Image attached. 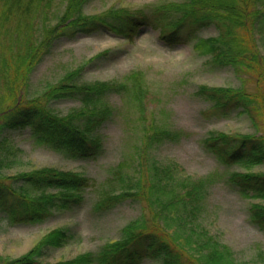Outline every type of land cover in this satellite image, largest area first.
<instances>
[{"label":"rangeland","instance_id":"rangeland-1","mask_svg":"<svg viewBox=\"0 0 264 264\" xmlns=\"http://www.w3.org/2000/svg\"><path fill=\"white\" fill-rule=\"evenodd\" d=\"M186 3L188 0H90L83 8L85 15L104 17L111 11L124 10L133 16L146 17V24L132 38L108 29L64 37L55 41L35 65L23 92L26 99L41 95L77 69H81L77 82H106L118 85L119 91L103 94L96 104L97 108L111 111L108 119L92 130L101 139L103 148L96 159H70L37 145L28 128L6 132L9 143L8 150H2L1 154L0 183L21 172L55 168L82 173L90 179V186L82 193L79 207L58 212L41 224L9 225L0 217V264L23 256L56 228L67 229L69 239L60 248L45 250L40 258L43 263L70 260L127 239L130 233L151 231L187 253L186 245L193 243L189 227L196 228V232L204 228L207 236L226 246L234 264H264V232L250 220L249 212L252 204L264 206V199L242 197L225 181L234 172L264 173V165L225 167L203 147L204 139L213 134H264V115L256 130L244 115L221 116L197 93L201 87L245 88L253 92L256 73L248 71L240 80L230 67L213 65L211 55L195 49L198 39L216 37L218 32L214 27H196L202 12L186 18L183 13ZM64 5L65 0H53L49 7L42 8L45 16L36 14L33 22L37 40L42 38L44 25L53 26L57 22ZM178 17L187 19L185 32L191 31L193 39L170 45L160 38L162 27ZM7 41L12 42L9 35L0 36V45ZM89 108L71 98L51 104V110L61 117L89 113ZM73 122L84 126V120L78 117ZM158 130L179 136L172 141L151 143L146 148V138ZM145 164L152 177L156 173L163 178L161 186L165 189L159 196L165 201L169 190L181 192L185 190L183 184L189 187L205 181L191 225H176L173 215L165 219L157 217L156 196L150 193L143 201L126 198L106 209L99 208L107 195L132 189L142 179ZM165 169L172 172L168 180ZM192 205L193 201L186 209Z\"/></svg>","mask_w":264,"mask_h":264},{"label":"trees","instance_id":"trees-1","mask_svg":"<svg viewBox=\"0 0 264 264\" xmlns=\"http://www.w3.org/2000/svg\"><path fill=\"white\" fill-rule=\"evenodd\" d=\"M52 1L0 0V36L7 34L12 39V42L0 45V163L3 161L2 150H8L6 132L25 128L29 129V136L35 144L60 152L67 158H98L103 151L102 141L92 130L105 122L111 111L105 107L97 108L96 104L103 94L119 91V86L106 82L79 83L76 79L81 69H77L41 95L26 99L23 92L27 89L29 74L59 39L107 29L132 38L146 24V17L133 16L124 10L111 11L104 17L88 16L83 13V8L90 0H65L57 22L53 26L44 25L42 38L37 40L33 20L36 14L45 16L42 8L49 7ZM184 7L186 18L196 12L203 13L196 27H214L218 32L216 37L198 39L195 49L205 50L211 55L213 65L230 67L240 80L248 71L256 73L253 92L245 88L201 87L198 95L221 116L244 115L257 130L260 117L264 115V53L261 52L264 49V0H188ZM108 16L112 19L107 20ZM184 18L170 19L165 23L161 40L176 45L193 39L191 31L185 32L187 19ZM18 40L22 41L19 45L21 41ZM65 98L78 99L85 107L91 106L87 110L89 113L56 115L51 104ZM76 117L84 120V126L73 122ZM150 134L145 140L146 148L151 143L172 141L179 136L167 130ZM203 147L225 167L264 165L262 133L213 134L204 139ZM164 173L168 180L172 172L165 169ZM161 181L163 178L156 173L153 177L149 174L145 164L142 179L134 183L132 189L118 195H107L98 204L99 208L106 209L126 198L143 201L150 193L156 196L157 217L165 219L173 215L176 225H191L206 187L205 181L189 187L183 184L185 190L181 192L169 190L166 201L159 196L165 189ZM225 181L242 197L264 199V173L234 172L228 174ZM89 186L90 179L82 173L55 168L21 172L0 183V217L9 225L41 224L58 212L79 207L82 193ZM191 201L193 205L187 210ZM249 212L250 220L264 232V206L252 204ZM195 229L189 227L188 235L191 237L192 233L193 243L186 245L187 253L179 250L173 241L157 237L151 231L130 233L127 239L105 244L95 252H85L70 260L43 263L40 258L45 250L60 248L69 239L67 229L56 228L44 235L26 254L5 264H145L146 261H151V264H234L226 246L207 236L204 228L198 232Z\"/></svg>","mask_w":264,"mask_h":264}]
</instances>
